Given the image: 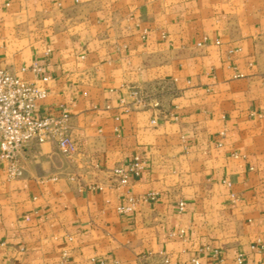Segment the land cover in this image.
<instances>
[{
  "label": "crops",
  "instance_id": "obj_1",
  "mask_svg": "<svg viewBox=\"0 0 264 264\" xmlns=\"http://www.w3.org/2000/svg\"><path fill=\"white\" fill-rule=\"evenodd\" d=\"M0 68L47 87L38 114L68 107L83 152L0 162V264H264V0H0Z\"/></svg>",
  "mask_w": 264,
  "mask_h": 264
},
{
  "label": "built area",
  "instance_id": "obj_2",
  "mask_svg": "<svg viewBox=\"0 0 264 264\" xmlns=\"http://www.w3.org/2000/svg\"><path fill=\"white\" fill-rule=\"evenodd\" d=\"M34 70L38 72L41 68L35 66ZM48 94L49 91L45 85L0 68V162L6 165L9 179H16L23 175L19 155L32 142L54 143L60 153L71 163L78 162L83 155L71 136L72 114L67 106L60 105L45 114L36 112L37 106L48 98ZM129 97V100L122 99L127 110H130L134 105L147 106L149 102L148 95L139 89L131 88ZM157 105L158 103H156ZM107 107L109 108V106ZM152 122L156 123L157 118H154ZM145 169L146 161L141 156L135 155L127 166L114 168L111 175L119 186H125L129 183L130 175L140 176ZM77 177H79L78 174L71 176L72 179ZM88 186L104 188L99 183ZM232 197L236 201V194L233 193ZM120 210L124 209L120 208ZM184 210L185 202L180 201L179 211L183 212ZM184 233L185 231L181 230L179 233L173 232L170 235L172 237L184 236ZM193 261L195 264H200L198 258ZM236 261L238 264H245L244 254L240 253ZM146 264H171V260L166 253L162 252L156 259Z\"/></svg>",
  "mask_w": 264,
  "mask_h": 264
}]
</instances>
